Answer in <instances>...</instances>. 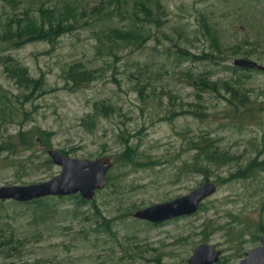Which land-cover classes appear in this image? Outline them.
I'll use <instances>...</instances> for the list:
<instances>
[{
	"label": "rangeland",
	"instance_id": "rangeland-1",
	"mask_svg": "<svg viewBox=\"0 0 264 264\" xmlns=\"http://www.w3.org/2000/svg\"><path fill=\"white\" fill-rule=\"evenodd\" d=\"M24 8L34 23L49 11L67 31L0 46V188L60 174L47 135L71 159L113 166L87 205L79 195L46 198L45 215L0 201V264H188L200 245L221 252L216 264H240L260 247L264 72L233 63L264 67V0H0V37ZM253 162L254 175L234 178ZM206 183L217 193L193 216L134 218Z\"/></svg>",
	"mask_w": 264,
	"mask_h": 264
},
{
	"label": "water",
	"instance_id": "water-1",
	"mask_svg": "<svg viewBox=\"0 0 264 264\" xmlns=\"http://www.w3.org/2000/svg\"><path fill=\"white\" fill-rule=\"evenodd\" d=\"M233 66L244 71L264 72L263 66L246 59L235 60ZM47 155L52 164L61 169L57 177L39 185L0 188V201L28 204L46 198L79 195L85 202H91L97 192L106 188L107 175L113 166L108 158L96 161L75 160L53 149L47 150ZM217 189L215 184L206 183L183 198L138 211L134 214V218L160 225L193 216L199 211L204 201L217 193ZM260 243V247L245 254V259L240 264H264V235ZM220 257L221 252L214 246L200 245L188 264H216Z\"/></svg>",
	"mask_w": 264,
	"mask_h": 264
},
{
	"label": "trees",
	"instance_id": "trees-1",
	"mask_svg": "<svg viewBox=\"0 0 264 264\" xmlns=\"http://www.w3.org/2000/svg\"><path fill=\"white\" fill-rule=\"evenodd\" d=\"M137 5L142 7V14L147 18L146 21H154L152 17L150 16L151 13V5L147 4L146 2L138 1L136 3ZM158 6V4H157ZM31 10L30 8H24L23 12L20 14V17H12L10 18V21L8 23V26L3 31L2 36L0 37V46L8 45L9 49H15L19 50L22 47L31 44V43H37V42H46V41H52L60 37L63 33L67 31V28H65L61 23H57L55 20V15L51 14L49 15V11H46L43 8H40L38 10V13L40 14L37 21L34 23L33 16L30 15ZM46 13V14H45ZM234 55L242 54L240 50L234 49L233 52ZM243 56L250 57L249 54H244ZM75 73V71H74ZM73 72L70 74V79L75 81L78 79V75ZM17 79L19 85L27 88L28 87V77L25 76L22 71L17 72ZM46 143L45 147L50 149V144L48 140V135L45 136ZM199 153L202 158H204L205 162L212 163V162H218L219 156H216L215 153H208L204 152L203 150H199ZM3 152V150L0 149V153ZM64 156H67L65 153H62ZM255 162L249 164L247 169L244 172H240L237 175L234 176V178H249L256 172ZM45 200H37L31 203H28L27 205H33L34 207H37V210H39L42 214L45 213V215H48L47 213V207L44 203ZM81 205H87L88 203L84 200H80ZM5 245L12 248L15 244V240L13 237L9 236L6 238Z\"/></svg>",
	"mask_w": 264,
	"mask_h": 264
}]
</instances>
